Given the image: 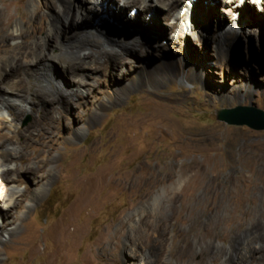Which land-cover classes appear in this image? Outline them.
Masks as SVG:
<instances>
[{"label":"rangeland","instance_id":"1","mask_svg":"<svg viewBox=\"0 0 264 264\" xmlns=\"http://www.w3.org/2000/svg\"><path fill=\"white\" fill-rule=\"evenodd\" d=\"M125 1H102L105 12L116 11L120 22L112 12L98 19L91 13L67 16L63 36L53 32L40 41L39 51L52 56L51 65L44 67L42 61L38 67H20L25 65L21 61L18 74L0 83V87L23 85L27 108L35 110L20 115L21 128L34 121L49 125L59 116L57 110L50 118L42 116L38 110L46 104L32 103L36 95L27 89L53 96L73 94L64 124L50 140L46 172L51 171L53 178L48 190L33 206L22 203L29 207L25 215L20 210L13 215L21 219L12 236L2 237L0 264H49L48 254L55 250L53 228L80 194L74 176L89 179L103 170L109 171L116 185L101 192L90 207L73 211L83 233L74 246L68 241L70 249L54 264H132L131 241L121 237L116 252L112 238L122 230L131 233L130 223H136L132 234L141 236L148 248L160 242L156 231L166 222V249L174 246L175 229L185 231L196 223L213 232L210 238L200 233L191 237L199 247L212 243L215 249H259L254 264H264V130L235 124L232 116L223 113H235L240 106L264 112V11L253 4L234 11L241 1L194 0L201 12L196 9L177 20L179 7L168 11L157 5L142 13L140 4H135L121 11ZM5 3L10 4L8 9ZM41 5L36 0V6ZM35 8L30 0H0L4 20L10 25L20 21L27 31L33 30ZM129 16V24L135 22L140 29L135 25L128 29L127 21L123 23L127 27L121 24ZM99 32L112 41H99ZM117 39L126 41L125 46ZM76 52L86 57L79 60ZM107 53L121 54L124 61L107 64ZM79 62L88 67L78 69L73 77L68 68ZM42 67L44 72L39 70ZM85 69L95 74L85 75ZM78 79L84 83L79 85ZM39 130L31 129L28 157L17 161L18 167L27 169L13 182L22 192L28 186L35 188L34 177L42 176L36 152L44 142L36 138ZM7 147L0 138V148ZM184 168L188 173H182ZM9 176L17 178L14 173ZM190 182L198 189H186ZM192 194L200 199H190ZM6 224L0 219V236Z\"/></svg>","mask_w":264,"mask_h":264},{"label":"bare ground","instance_id":"2","mask_svg":"<svg viewBox=\"0 0 264 264\" xmlns=\"http://www.w3.org/2000/svg\"><path fill=\"white\" fill-rule=\"evenodd\" d=\"M102 1L103 0H68V1L39 0L40 4L42 5L37 7L36 0H30V7L33 8L36 7L32 19L30 21V24L33 29L31 31H27L25 29V26L20 21H15L13 25H10L11 23L9 24V22L4 20L3 11L0 9V78H4L3 80H0V83H5V79H10L11 76L13 75L15 76L18 74L17 69L21 61H25V65L24 63H21L20 67L37 65L40 64V62L42 61H44L42 63L44 64L42 65L44 67L51 65L52 56H49L48 53L42 54V52L39 51L42 48V44L40 43V41H45L47 38L53 36L52 35L53 32L57 36H61L62 35L61 29L67 25L68 22L66 17L69 15L75 17L77 15L79 16L84 13L85 15L91 13L97 15L98 16L97 19H98L99 16H103V14L107 12L112 14L113 11L109 10L110 8L105 12V9L102 7ZM220 1L222 3L230 2L231 4L239 1L244 2L243 4L236 3L233 6L234 11L237 9L239 10V7H242L243 5H244L243 7L246 6L251 8L252 6L250 4L257 6L259 9L264 11V0H220ZM135 4H140L139 7L142 13L150 9L157 8V5L168 11L169 10L171 11V9H174V7H179L180 11L178 14L175 15V18L177 20H181V18L184 19V17H188L191 13L197 12L199 10L197 2H195L194 0H152L151 3H149L148 0H140V1L128 0L124 2V4L120 7V9L121 11H123L126 9V7L128 8L129 6H134ZM4 7L8 9L10 7V4L5 3ZM44 9H47L50 12L45 13ZM183 9L184 11H181ZM196 9L198 10L195 11ZM113 10H115V8ZM97 12L100 13L97 14ZM118 12L120 13V11ZM114 13H116V11H114ZM114 13H113V17L115 19L118 18V20L116 21H119L120 16L117 17L116 14L114 15ZM106 16L104 15L103 17ZM106 19L107 18H105V20ZM125 21H127L126 23L128 25V29L129 27L134 28V25L136 26V28H139V25L135 24V22H133V25H130L132 24L131 16H129V18L122 19L121 24L123 23L125 24ZM113 22H115V20H113ZM84 23L86 25V22ZM88 24L91 23L88 22ZM124 24L123 26H125ZM10 29L11 32H8V30ZM42 29L44 30L43 32ZM121 29L123 28L121 27ZM85 33L86 35H90L89 31L87 30H85ZM93 34L94 33H92L91 36ZM99 34L97 35L99 41L101 42L112 41L111 39L107 38L106 35H104L103 33L99 32ZM94 35L93 37L97 38ZM116 41L123 46H125L126 44L125 43L126 41H124L123 39H117ZM44 48H47V46ZM76 57L77 59L82 60L83 57H86V54L77 53ZM104 57L106 58L105 61H107V64L109 63L117 64V63H122L124 61V57L121 54L107 53L105 54ZM86 66H84V62H81L76 66H71L70 68H68L69 74L72 75L73 77H76L77 70L83 69ZM44 69L45 68L42 67L39 70L44 72ZM92 69H94V71H97L99 69V66H97V64H94ZM94 71H90L87 73V69H85V75L92 74ZM77 82L79 83V85L84 83L82 79H78ZM20 83L22 84L21 81ZM22 86L23 85H20V88H15L11 86V84H9L5 87L3 86L4 88L0 87V138L5 139L8 145L6 149L0 148V189H1L0 219H2L4 222L7 221L6 225L8 226L7 229L4 228L3 230L4 234H1L0 236V243L4 242L2 238L4 235L12 236L17 231L18 221L21 219V216L25 215L29 211V207L35 205L40 200V198L44 196V194L47 192L49 182L53 178L51 171L46 172V168H48L47 166L49 164V161L47 159L48 158L47 153H49L51 148L50 140L54 135V133L59 131V127L64 124L63 120H64L65 111L71 108V106L73 105L72 103L73 100L71 101L70 99L72 97L71 95H73L72 93H70V95L61 93L59 95L53 96L36 90L29 91V89H27V92L32 93L34 96L36 95V100H33L32 103L37 105H40V103L46 104L47 108L41 107L39 108L40 110H38L40 113H42V116L50 118V113L55 110L59 112V116L56 118H52L50 120L51 122L49 125H46L43 121H34L28 127L21 128L19 124L20 115L30 112L29 110H31V112L35 111L32 107L27 108V106H29L28 103L29 100H28V96L21 93L23 90L21 88ZM3 91L6 93V95L5 94L1 95ZM110 100H112V98H110ZM14 101H18L20 105H16ZM107 103L102 104L101 108H104L107 105ZM223 113L226 116L231 117L234 111L233 110L224 111ZM155 115H159V112H156ZM162 118L164 117L162 116ZM31 129H38V130L40 129L36 138L38 137V139H43L44 141L37 149V151L35 149V151L37 152V167L40 169L42 176L40 178H36L37 176L34 177V180L36 182L35 188L32 189L31 187L28 186L26 187V190L22 192L20 191L19 186L14 185L13 182L15 180L16 181L20 180V176L18 175L20 171L27 170L24 166L18 167L17 161L26 159L28 157L27 147L29 146L30 141L33 140ZM188 171H189L188 169L184 168L182 170V173H188ZM10 173H14L15 175H17V178L12 179L9 176ZM148 173L146 172V174ZM73 181H75V186L80 189V194L71 202L64 217L60 218L59 222L56 223V226H54L53 228L54 235L52 237L55 242V250L53 251L51 250L52 252L48 254L49 264H54L57 258L60 259L61 257H64L65 256L64 250L70 249L68 247V241L69 240L71 241L70 246L71 245L74 246L77 240L79 239V237L83 233L84 230L83 226L78 225L76 223L73 211L82 210L90 207L93 204L95 198L101 192L107 190L109 186H111V188L112 186L114 187V184L116 183L115 178L109 173L108 170L106 171L103 170L98 173H95V175L90 177L89 179L82 177L78 178V176H74ZM184 187L186 189L190 188V190L191 189L196 190L197 185L194 182H190L188 185ZM185 188L184 190H186ZM197 198L200 199L199 197H196L195 194H192L190 199L197 201ZM174 200L171 198L169 199L172 205H174L175 202ZM25 201L29 203L28 208L22 207V203ZM18 210H20L21 216L18 215L16 217H13L15 212H17ZM10 217H13V219L10 220L9 219ZM66 217L68 218V220L66 219ZM130 226L132 228L131 233L126 234L122 230L119 233H117L115 237L112 238V241L116 245L115 248L116 252L118 250L117 246L119 245V240L121 237H125L128 241H131L132 243L131 251L134 254V262L132 264H171L170 263L171 259H174L176 261V264H206L208 260H211L213 264H254L256 258L260 254L259 249H243V248L215 249L216 245L214 246L212 243L208 244L207 246L199 247V244L194 242L191 237L195 234L200 233L202 234L203 237L210 238L213 232L210 228H205V229L199 228V226H197L196 223L189 225L188 227L189 229L185 231L175 229V235L173 238L174 246L171 249H166V241L168 240L167 239L168 223L166 222V224H164V226L160 229V231H156V235L158 237L157 239L160 242L158 241L159 242L158 244H154L153 246L147 248L145 245V241L141 236H135L136 233L132 234V232L134 231L136 232L137 229L136 223H130ZM101 237H103V235ZM101 240H103V238ZM32 252L33 253L37 252L36 247L33 248ZM124 252L127 253L128 249L126 248Z\"/></svg>","mask_w":264,"mask_h":264},{"label":"water","instance_id":"3","mask_svg":"<svg viewBox=\"0 0 264 264\" xmlns=\"http://www.w3.org/2000/svg\"><path fill=\"white\" fill-rule=\"evenodd\" d=\"M232 117L235 124L248 125L253 129L264 130V112L257 107L240 106Z\"/></svg>","mask_w":264,"mask_h":264}]
</instances>
